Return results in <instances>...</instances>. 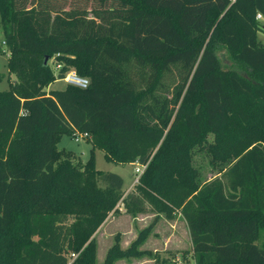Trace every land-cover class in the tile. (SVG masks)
<instances>
[{
	"label": "trees",
	"instance_id": "1",
	"mask_svg": "<svg viewBox=\"0 0 264 264\" xmlns=\"http://www.w3.org/2000/svg\"><path fill=\"white\" fill-rule=\"evenodd\" d=\"M257 13L264 0H0V54L15 78L0 90V264H96L93 234L117 204L131 217L153 212L152 223L179 212L193 264H264ZM219 45L244 73L220 66ZM69 68L85 88L44 90ZM74 131L91 145L83 162L57 148ZM95 148L145 165L129 192L94 167ZM196 151L209 156L208 178ZM151 225L101 264H175L139 248Z\"/></svg>",
	"mask_w": 264,
	"mask_h": 264
},
{
	"label": "rangeland",
	"instance_id": "2",
	"mask_svg": "<svg viewBox=\"0 0 264 264\" xmlns=\"http://www.w3.org/2000/svg\"><path fill=\"white\" fill-rule=\"evenodd\" d=\"M90 15H88L89 17ZM258 25L261 29L257 30V39L264 44V19L258 20ZM2 36L0 33V40ZM2 48L4 46L2 45ZM215 54L219 60L220 66L222 67H230L235 69L241 73H244L242 67H240L237 63H234L224 46L219 45L215 51ZM6 62V53L0 54V90L7 89V79L10 81H14L15 78L13 75H9L5 66ZM56 61L54 59H50L48 61L49 67L56 73ZM169 79H173L174 82L179 81L176 70L173 71L169 75ZM64 86V82L62 79H56L52 83L49 84L45 91L52 90V89H59ZM207 140L210 142L212 134H206ZM91 145L86 142L85 139H79L78 141H74L72 136L63 135L60 141L57 143V148H62L64 150L73 151L78 159L82 162L85 161L88 157L89 150ZM74 161V160H73ZM209 156L206 151H196L192 155V164L195 168L198 169L201 179L210 177L212 173V169L209 165ZM93 164L94 167L101 171H108L113 172L120 175L123 178L122 188H126L131 182L132 185L135 184L134 178V166L136 164H114L112 162H107L103 158V152L97 148L93 149ZM133 188V187H132ZM148 209V208H147ZM116 212L109 213L107 221L104 225L100 228V230L93 236L95 241V262L96 264H101L106 250L115 242L117 241L121 248H125L131 242V237H136L139 230L144 228L149 224L151 228L147 234V240L142 243L139 248L140 249H147L151 252L156 251L161 258H164L167 262H173L175 264H191V258L188 256V252L190 248L184 249V245L179 248H174L173 243L172 247L171 244L166 248L161 246V238L170 228L169 224L166 223L165 218L158 221L159 218H155L154 222L152 223L153 218L149 217L144 221H141L140 217L133 218L130 214L126 213L121 206V204H117ZM180 220V219H178ZM139 221L141 224H139ZM155 225V226H154ZM154 226V227H153ZM172 228V227H171ZM183 224L180 221L173 222V230L176 234L174 236L180 237L182 233ZM155 231V233H153ZM132 235V236H131ZM264 238V231L260 232V237L256 241L259 243ZM160 239V240H159ZM124 246V247H123ZM187 251V252H186ZM186 253V254H184ZM69 256V253H67ZM114 264H153V261L150 256L141 255L140 257L134 258H126V259H119L115 261Z\"/></svg>",
	"mask_w": 264,
	"mask_h": 264
},
{
	"label": "crops",
	"instance_id": "3",
	"mask_svg": "<svg viewBox=\"0 0 264 264\" xmlns=\"http://www.w3.org/2000/svg\"><path fill=\"white\" fill-rule=\"evenodd\" d=\"M263 19V18H262ZM49 86V85H48ZM60 141V140H59ZM73 152V151H72ZM74 153V152H73ZM75 154V153H74ZM75 155H77V154H75ZM78 156V155H77ZM130 164H137L136 162H134V163H130ZM120 176V175H119ZM121 177V176H120ZM121 179H122V184H123V178L121 177ZM132 187H133V185H132V182L126 187V188H122L121 187V189H122V191H123V194H126L127 192H129L131 189H132ZM119 205V204H118ZM154 213L153 212H151V211H149V210H147V211H145V212H140V213H137L133 218H136V217H140L141 219V221H144L145 219H147V218H149V217H151V218H153L154 217ZM109 216V215H108ZM108 216L105 218V220L103 221V223L97 228V230L95 231V233L93 234V236L100 230V228L104 225V223L107 221V219H108ZM157 219L159 218V220L158 221H161V219H165V217L162 215V214H158L157 216ZM137 219V218H136ZM178 219H180V220H178ZM174 221H180L181 222V224H183V228H182V233H181V236L180 237H176V236H174V235H176V234H174L175 232L173 231V230H171V229H173V222ZM166 223L167 224H169V226H170V228L167 230V232L162 236V238H161V246H163V247H167V246H169V244H171V246L170 247H172V243L174 244L173 245V247L174 248H179V247H181L182 245H184V249H188V248H190L191 249V244H190V239H189V234H188V230H187V227H186V224H185V222H184V220L181 218V216H180V214H179V212H175L174 214H173V216L170 218V219H166ZM139 224H141L140 223V221H139ZM155 226V225H154ZM153 226V227H154ZM145 227V226H144ZM172 227V228H171ZM153 233H155V231L153 232ZM132 236V235H131ZM135 238V237H134ZM134 238H132L131 237V240L130 241H132ZM147 238V237H146ZM147 239H145V241H146ZM144 241V242H145ZM143 242V243H144ZM124 247V246H123ZM188 254V256L190 257V251L187 253ZM191 258V257H190ZM191 264H193V260L191 259Z\"/></svg>",
	"mask_w": 264,
	"mask_h": 264
},
{
	"label": "built area",
	"instance_id": "4",
	"mask_svg": "<svg viewBox=\"0 0 264 264\" xmlns=\"http://www.w3.org/2000/svg\"><path fill=\"white\" fill-rule=\"evenodd\" d=\"M230 1H233V0H230ZM255 20L257 21L262 20V16L259 13H257L255 15ZM60 66L61 64L57 62L56 63L57 70ZM61 79L64 82V84L75 86L78 88H85L88 85V79L86 77L79 76L73 68H69L63 74V77ZM71 136L73 137L74 141H78L79 139H85V137L87 136V133L74 131ZM144 167H145L144 164H138V163L134 166V173H135L134 182L135 183L137 182V178L142 172V170L144 169ZM74 256L75 255L72 253L69 254V259L74 258Z\"/></svg>",
	"mask_w": 264,
	"mask_h": 264
},
{
	"label": "water",
	"instance_id": "5",
	"mask_svg": "<svg viewBox=\"0 0 264 264\" xmlns=\"http://www.w3.org/2000/svg\"><path fill=\"white\" fill-rule=\"evenodd\" d=\"M263 29H264V26H263ZM46 60H47V57H44V59H43V64L46 63Z\"/></svg>",
	"mask_w": 264,
	"mask_h": 264
}]
</instances>
